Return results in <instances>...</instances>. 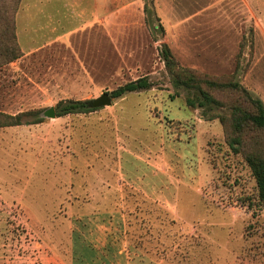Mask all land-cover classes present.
Masks as SVG:
<instances>
[{
  "label": "rangeland",
  "instance_id": "1",
  "mask_svg": "<svg viewBox=\"0 0 264 264\" xmlns=\"http://www.w3.org/2000/svg\"><path fill=\"white\" fill-rule=\"evenodd\" d=\"M108 4L111 14L83 29L68 4L50 23L37 0L20 10L26 57L0 65V113L36 115L0 128V264H264L250 134L234 154L229 123L215 118L248 101L214 92L222 109L203 117L161 56L264 104V0ZM141 77L155 86L90 113L45 116Z\"/></svg>",
  "mask_w": 264,
  "mask_h": 264
},
{
  "label": "trees",
  "instance_id": "2",
  "mask_svg": "<svg viewBox=\"0 0 264 264\" xmlns=\"http://www.w3.org/2000/svg\"><path fill=\"white\" fill-rule=\"evenodd\" d=\"M21 0H0V65H7L18 61L22 57L15 34V14L19 9ZM165 71L171 75L172 86L182 89L187 93L186 104L193 108L202 109L205 117L214 109H222V103L213 95L214 92L232 91L243 93L248 104L243 106L240 102L232 104L229 109L231 116L229 119L217 115L223 127L229 123L231 133L227 136V144L232 153L239 154L244 147V139L247 135L251 147L245 154V162L255 180L257 188V202L264 206V104L250 95L239 83L222 82L207 78H200L194 71L178 66L175 58L169 51L161 54ZM155 84L148 77H141L128 82L114 91L109 96L112 99H120L129 93L150 91ZM242 94V95H243ZM89 102L68 101L60 102L56 106V117L77 113H90L97 109H89ZM35 112L9 116L0 113V128L16 127L21 125L24 116H35ZM211 119V118H209ZM35 123H40L37 120ZM261 137V138H260ZM250 209L251 203L247 204Z\"/></svg>",
  "mask_w": 264,
  "mask_h": 264
},
{
  "label": "crops",
  "instance_id": "3",
  "mask_svg": "<svg viewBox=\"0 0 264 264\" xmlns=\"http://www.w3.org/2000/svg\"><path fill=\"white\" fill-rule=\"evenodd\" d=\"M37 1L39 2V6H40L39 15H40L41 21H43L44 23L56 22L58 18H62L63 12L65 10L64 6L67 4L69 8L68 16L73 17L74 20H77L78 23L83 24L82 27L78 26L79 29L86 28L85 25H88L89 23H95L97 16L99 17V20H101L102 18H106V13H108L109 15L111 14L110 9L106 10V0H37ZM24 2L25 0H21L19 9L17 13L15 14V34L17 37L19 47L22 51L21 58L26 57V53H25L26 51L23 49L20 43V40H19L18 17L20 15V10L22 6L24 5ZM108 5H111V0H109ZM74 31L77 32L78 30L77 31L74 30ZM80 34L81 33L79 32V35ZM66 38H67L66 35H62V37L58 38L57 41L60 42ZM261 219L264 220V210L262 211Z\"/></svg>",
  "mask_w": 264,
  "mask_h": 264
},
{
  "label": "water",
  "instance_id": "4",
  "mask_svg": "<svg viewBox=\"0 0 264 264\" xmlns=\"http://www.w3.org/2000/svg\"><path fill=\"white\" fill-rule=\"evenodd\" d=\"M112 98L109 96L108 93L102 94L100 97L96 98L95 100L89 102L88 107L89 109H99L107 106H111ZM45 116L49 118H55V111L53 109H49L45 112Z\"/></svg>",
  "mask_w": 264,
  "mask_h": 264
}]
</instances>
